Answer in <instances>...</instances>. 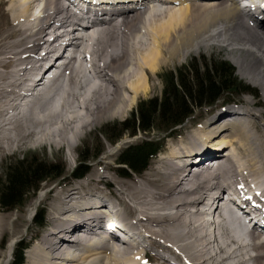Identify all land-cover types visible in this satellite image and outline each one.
<instances>
[{
    "label": "bare ground",
    "instance_id": "1",
    "mask_svg": "<svg viewBox=\"0 0 264 264\" xmlns=\"http://www.w3.org/2000/svg\"><path fill=\"white\" fill-rule=\"evenodd\" d=\"M156 2L173 6L164 13L153 6ZM258 3L264 13V0H116L103 9L92 3L96 9L83 8L78 17L73 0H0V156L22 150L30 139L34 146L52 143L74 151L87 129L125 116L147 95L161 67L213 44L239 52L238 70L264 91V16L254 8ZM64 42L74 44V52L60 76H53L56 86L48 87L43 77L54 59L60 60ZM248 106L231 111L237 113L234 119H224L229 115L220 111L186 129L143 181L119 183L106 194L97 186L112 178L106 165L100 172L94 167L91 184L53 190L47 230L35 235L24 264H149V259L153 264H264V239L254 231L257 223L264 230V217L258 216L264 215V146L252 134L257 122L246 118L254 113ZM209 156L220 157L206 171L191 165ZM223 190L242 204H254L244 206L257 222L247 242L234 217L224 214ZM217 199L220 207L210 212ZM109 209L117 215L112 212L103 224L108 216L103 211ZM0 221L1 236L6 221ZM102 226L109 236L99 234L96 228ZM114 229L126 232V240ZM8 250L11 255L13 242Z\"/></svg>",
    "mask_w": 264,
    "mask_h": 264
},
{
    "label": "rangeland",
    "instance_id": "2",
    "mask_svg": "<svg viewBox=\"0 0 264 264\" xmlns=\"http://www.w3.org/2000/svg\"><path fill=\"white\" fill-rule=\"evenodd\" d=\"M156 3H154L153 6L156 9H158V11L164 13L165 10L169 8V6H173L169 4L165 5L161 3L160 4L159 3L156 4ZM238 53L239 52L236 51L230 52L221 45L219 46L213 44L211 46H207V47L205 46L199 49H194L186 57L175 59L174 60L175 62L173 61L161 67L159 72L156 74L155 79H153V85L150 89V92L147 95L139 98L136 104L127 112L125 116L121 118L119 117V118H111L104 120L99 125L87 129L86 133L83 135V137L79 140L76 147L74 148V151L69 150L67 147L55 146L52 143L51 144L41 143L38 144L37 146H34L32 144L33 139H30L26 143L27 145L24 146L22 150H9L3 156H0V181L4 179L5 171L10 163L14 164L18 161H22V160L26 161L30 158H36L44 162L58 164L60 165V168L63 171V176L61 178L48 179L42 182L40 184L39 189L37 191H31L25 197L23 205L18 206L16 209L4 210L0 205V220L2 219L3 221H6L4 222L5 223V228H3L4 231L1 232L2 234L0 236V264H11V262L14 259V255L16 254V251L18 250L19 247H22L23 244H29L31 247L32 244H34L35 242L34 239L36 238L37 240V237L35 235L39 232L41 234H44V231H46L48 227L47 220L48 223L50 222L49 213L52 211V208L55 204L54 202L55 200L53 199L54 198L53 194L56 191L64 187L71 186V184L72 185L78 184V182L91 184L92 181L90 180L89 182L88 180L91 177V176L89 177V175L93 174V172L97 170L96 168H98L99 172L103 171L106 165L109 166L108 174L110 178L112 177L110 179V182L104 181L103 184L96 183L98 182V180H96V182L94 180L93 182L94 185L98 184L97 185L98 188H102L103 190H105L106 194L113 193V191L115 190L114 188H116L119 183H123V182L131 183L132 181H136V180L143 181L141 180V178L142 179L148 178L149 172H151L152 168L158 164L159 157L163 155L164 152L166 153V151H168L167 147L171 143H175L179 138H181L185 134V132H187V130L190 129L191 131L194 126L201 124L207 119H211L213 115H215L220 111H224V115L222 116L224 117L225 114H228L229 112L233 111V108L237 110L236 104L238 105L243 104L242 106L240 105L241 108H238L241 110H244L245 108L249 107L248 106L249 104L251 106L250 108L253 109L254 113L247 115L246 118L248 120H253L252 124H254V122H257L254 124L256 127L254 126L251 127L252 132H254L252 134L256 136L257 143L259 145L263 144L262 146H264V141H263L264 120L260 115V114L264 115V91L261 86H259L256 82L251 81V79L247 75H244L241 71L238 70V66L235 63L236 58L240 57L239 55H241V54L238 55ZM243 56H245L247 60L248 59L250 60V58L252 57L250 54H243ZM213 59H223L233 64L234 67L236 68V76L238 77V79L252 86L253 88H256L259 96H252L249 94L242 95L239 93H233L234 91H231L225 93L228 95H224L222 98H219V100H217L213 104H207L204 106L195 107L194 113L187 120H185L182 125H180L181 127L178 128V132L176 134L178 138L169 137L165 140L167 134L161 133V131L165 130L164 127H160V128L156 127L150 132L147 133L140 132L138 135L135 136H132L129 130L125 132L121 137H118L116 139V136H118L123 129L121 123L124 122L125 120L130 119L133 113H136L137 107L141 101H145L151 98H160L162 96V92L164 89L163 80H164V75L166 73L177 72L179 69L186 68V72H188L189 73L188 75L191 77L190 74L191 71H188V69L189 67H191L190 63L192 61H195L196 63L195 66L202 73L207 65H211L210 63L212 62ZM88 63H90V61ZM247 101H250V103H247ZM230 103H234V104H230ZM223 106H231V107H225L224 109H221ZM172 130H165V132H169ZM260 130H263L262 131L263 133H261ZM145 137H150L153 140L159 141L161 144L164 141L162 151L154 159L150 161L148 168L143 172L141 173L130 172L128 174V177L123 176L120 171L122 167L121 165H118L120 153L127 145L139 142ZM222 149H225V147H222ZM109 154L110 156L112 155V157H110ZM84 160L85 161L88 160L86 163L88 165L87 168L88 172L85 174L83 179L75 178L73 176L74 170ZM97 163H101V164L96 165ZM107 183H109V185H111L112 187L109 188V185ZM105 185H107L108 188ZM51 190L52 193L50 192ZM111 196L108 195V197ZM77 198L78 195L75 196V199ZM120 204L122 210L120 209L119 210L123 212L124 205L121 202ZM112 205H115L116 207L118 206L117 202L115 204L113 203ZM29 208H32L31 209V214H33L31 219L32 221L28 220ZM42 210L45 213V220H46L45 227H41L39 225L36 226L34 223V218L36 216V213ZM212 230H214L213 227ZM238 235H240L242 238V235L239 232ZM12 242H13V250L11 251V255H9L8 246ZM27 252L28 249L24 253L25 259L27 257Z\"/></svg>",
    "mask_w": 264,
    "mask_h": 264
},
{
    "label": "trees",
    "instance_id": "3",
    "mask_svg": "<svg viewBox=\"0 0 264 264\" xmlns=\"http://www.w3.org/2000/svg\"><path fill=\"white\" fill-rule=\"evenodd\" d=\"M210 64L201 73L195 66V61H192L191 67L187 68L188 71H191V77L186 72V68L179 69L177 72L166 73L163 80L162 96L141 101L136 113L121 123L123 129L116 136V139L129 130L132 136L138 135L140 132H150L156 127L172 130L183 124L194 113L195 107L213 104L219 98L228 95L225 93L231 91L239 94L251 91L258 95L255 88L238 79L236 68L230 62L223 59H213ZM165 130L161 133H164ZM160 149L161 145L150 137L127 145L119 157V163L122 167L120 169L121 174L128 176L130 172H143ZM87 161H82L76 167L74 176L81 177L87 172ZM62 176L63 171L60 165L36 158L18 161L14 164L10 163L5 171L4 179L0 181V205L2 209H16L23 205L25 197L31 191L39 189L42 182ZM35 222L37 225L44 223L42 212L37 214ZM24 249L23 246L18 248L11 264H24Z\"/></svg>",
    "mask_w": 264,
    "mask_h": 264
}]
</instances>
